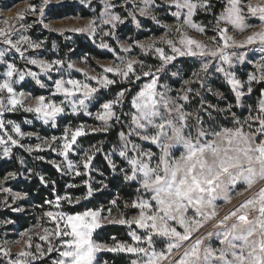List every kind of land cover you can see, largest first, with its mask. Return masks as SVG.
<instances>
[{"label":"snow or ice","instance_id":"6c2138e0","mask_svg":"<svg viewBox=\"0 0 264 264\" xmlns=\"http://www.w3.org/2000/svg\"><path fill=\"white\" fill-rule=\"evenodd\" d=\"M49 2L50 0H42L39 6L31 3L28 5V10L38 14L39 23L45 29L49 28L43 20L45 6ZM117 7L114 0H103L99 17L90 19L82 27L58 31L94 35L99 26H110L109 31L103 32V36H114L117 25L125 23L129 18L137 28L141 26L138 16L151 18L160 24L155 13L166 7L176 24L165 25L166 35L161 36L159 41L137 45L145 52L158 55L160 66L153 71L152 66L145 65L142 60L118 57L119 64L102 65V75L86 76L85 81L71 77L65 79L60 75L52 84L50 96H36L34 105L26 104L31 94L18 92L16 86L26 77H31L40 87L46 88L40 74L52 80L50 73L53 70L63 72L64 61L26 57L25 53L29 48L39 49L43 41L33 42L29 36L20 35L14 42L11 37L18 30L10 23V19H5L6 27L0 28V38L9 46L8 49L0 50V64H6L5 70L0 73V146H3V156L10 155L11 146L23 147L20 140L24 137L35 135L39 138L37 133L22 132L20 125L14 121H5L3 116L6 112L22 110L32 113L45 125L51 124V127L57 128L58 117L67 110L73 115L83 112L92 116L89 106L99 103V109L94 114L95 120L100 122L99 126L87 127L80 124L72 128L70 124L66 125L62 136L45 138L34 148L29 146L27 151H43L46 145L47 150L56 152L66 162V168H62L55 161H49L57 171L75 176L88 175L92 171L94 157L101 149L95 145L90 146L89 150H84L78 163L70 160L69 155L77 150L78 138L89 133H107L115 121L126 127L127 132L119 133V149L114 146L105 154V160L113 173L118 172L125 182L137 183V192H143L130 205H124L125 209L138 210L136 216L129 218L121 211L118 218L109 219L103 214V206L74 214L61 210L62 202L79 204L82 199L93 196L95 189L89 181H84L86 194L75 199L67 192L60 195L53 187L55 200H45L44 203L55 205L56 210L43 213L36 225L42 228L43 234L36 235L40 241L47 243V253H59V258L53 264H97V254L103 251L136 255L137 258L131 260L130 264H264V89L260 90L255 107L247 106L246 117L241 119L232 111L233 107H243V100L254 91L253 83H264V57L257 63L256 72L249 73L247 81H242L233 70V61L245 62V53L234 51L232 55L227 54L229 48L242 49L257 44L264 52V27L239 42L233 35L227 34L230 28L243 32L252 27L247 23L250 17L258 18L264 26V3L227 0L224 11L215 17L213 31L216 35L209 38V43L215 47H209L184 31L187 28L202 35L207 33V27L198 25L194 17L200 10L212 12L210 0H160L159 3L157 0H122L119 7L127 13L124 18L115 11ZM15 19L23 20L24 13ZM222 23L225 27H220ZM25 28L24 24L19 25V31ZM173 30L178 39L169 38ZM157 43L167 45L172 54H167L165 47L156 46ZM99 46L109 48L107 43ZM131 48L132 45H129L123 51L128 52ZM10 50H15L27 64L37 66L39 73L27 68L20 69L14 62L7 61L6 52ZM180 56L200 58L201 63L192 77L183 80L180 89L174 90L167 83H160L163 78L161 74ZM212 66H215L216 73L222 74L230 86L235 97L234 105L221 108L219 104L206 99L207 94L214 95L219 101L225 98L222 92L213 89L207 79ZM73 67V64H67L68 69ZM108 74L119 77L128 84H136L142 77L148 78V82L132 97L130 112L123 111L130 88H121L114 98L100 103L98 93L118 83L117 79H110ZM172 76H179V73L173 72ZM92 81H96L99 87L93 86ZM194 84L199 87L193 88ZM173 91L176 92L175 96L172 95ZM58 95L63 96L59 102L55 100ZM196 99L199 104L195 109H190L189 105ZM118 107L121 109L119 113L116 111ZM229 112L232 113V126L225 127L218 122V117ZM122 117L129 118L127 123ZM25 123L31 124L32 121L26 120ZM9 126L11 132L7 130ZM13 134L19 139L14 138ZM137 141L156 145L159 155L150 149L145 150ZM179 149H182L180 155H174V151ZM117 154L127 167L118 168L112 159ZM38 158L44 159L42 156ZM81 167L83 172L80 171ZM29 173L31 174V170ZM16 175L9 173L0 180V185ZM40 180L47 185L44 176H40ZM52 183L55 185L54 181ZM240 184L245 186L244 190L235 192ZM66 187L71 189L78 186L69 184ZM234 192L240 196H245L248 192L252 195L233 205L221 217L217 210L218 202L223 200L230 203ZM0 194L5 195L2 203L6 207L11 206L8 204L9 199L15 202L27 195L3 186H0ZM110 203L116 205L118 201ZM12 210L23 211L16 207ZM111 212L109 207V216ZM46 223L53 226H44ZM106 223L129 227L135 224L137 230L143 231L140 234L137 230L129 232L133 243L121 242L112 237L116 243L109 245L94 239L96 231ZM208 224H212V229L201 235V230ZM30 231L31 229L21 233V237L27 239L25 246L15 254L14 261L11 260V252L0 245V253L9 258V264H36L47 254L39 243L35 245V252L31 250L33 237L28 235ZM157 238L164 242L159 249L156 247Z\"/></svg>","mask_w":264,"mask_h":264},{"label":"rangeland","instance_id":"374dc122","mask_svg":"<svg viewBox=\"0 0 264 264\" xmlns=\"http://www.w3.org/2000/svg\"><path fill=\"white\" fill-rule=\"evenodd\" d=\"M213 1L214 0H210L211 5L213 4L212 3ZM41 2L42 0H0V28L6 27V25L4 24L5 19H10V23H12L18 30L17 33L11 37L14 42L15 40L19 39L20 35L29 36L33 42L43 41V44L39 49L29 48L28 51L25 53L26 57L36 58L46 61H53L56 59H60L64 61V64L62 65V68L64 69L63 72L57 73L55 70H53L50 73L52 76V80H48L46 75L40 74V79L44 84L47 85L46 88L40 87V85L36 84L35 80H33L31 77H26L24 81L20 82L16 86V90L18 92L31 94V97L26 101L27 105H34L36 96L43 95L45 97H49L52 84L55 79L60 78V75H63L65 79L71 77L74 79L85 81L86 76L102 75L103 74L101 68L102 65L109 66V65L119 64L120 60L118 59V57L125 60L126 59L142 60L144 61L145 65H151L152 70L155 71V69L159 67L161 64L158 55L150 51L145 52L137 45L139 43L149 44L153 41H159V38L161 36L166 35L165 25L176 24L175 18H173L170 15L169 10L165 7L157 10L155 13L157 17L160 19V24L155 23L151 18L138 16L141 26L137 28L136 25L129 18L126 20L125 23L117 25V28L114 31V36H109V37L103 36V32L109 31L110 26H99L97 33H95L94 35H89L88 33H74L71 31L60 32L58 31L59 29L82 27L86 25L90 19L99 17L103 7V0H50V2L45 6V14L43 17L44 23H47L49 25L48 29H45L43 24L39 23L40 17L38 16V14H33L30 10H28V5L30 3L39 6ZM114 2L117 3L118 5L115 11L118 12L122 18H124L127 15V13L123 8L119 7V4L122 3V0H114ZM157 2L159 3L160 0H157ZM246 2L256 4V3H264V0H246ZM226 4H227V0H224L223 9L219 11L217 15L213 16V18H211V16L209 15L210 13L204 12L203 10L197 12V14L194 17V21L198 25L207 27L208 31L206 34L202 35L199 32L192 31L187 28H184V31L188 32V34L193 36L194 38L208 44L209 47H215L214 44L209 43V38L216 35V33L213 31V29L215 28V17L219 16L224 11ZM58 9L62 10V12L60 13L62 14V16H59L57 14L60 12ZM172 10L175 11L174 8ZM21 13H24V19L16 20L15 18L18 17ZM247 23L252 25V27H249L246 31L237 32L234 29L230 28L227 34L233 35L236 41L239 42L242 41L247 35L251 34L254 31H259L262 29V27H264L262 26L261 21L258 18L250 17ZM20 24H24L26 26L25 30L19 31ZM27 25H31V27H27ZM220 27H225V25L222 23ZM77 37L82 38V40H87L88 42H90L92 46L97 48L100 52L108 54V58L99 59L92 57L88 53H81L77 49V44H76ZM169 38L178 39L174 30ZM101 43H107L109 45V48L107 49L101 48L99 46ZM129 45H132V48L128 52H124L123 48H126ZM156 46L165 47L167 50V54H172L171 50L167 48V45L157 43ZM8 47H9L8 45H5L3 43V38H0V50L8 49ZM234 51L237 53L243 51L245 53L246 56L245 62L242 63L234 60L233 70L236 72L237 78H239L242 81H247V77L249 73L256 72V65L261 60V58L264 57V52L260 50V46L258 44L249 45L242 49L229 48L227 49V54L232 55ZM181 58L187 59V61L190 62L189 64L192 66L190 68V73L187 77H185L184 74L185 69L181 66V64L178 63V60ZM6 60L9 62H14L17 65V67L20 69L27 68L39 73V68L37 66L27 64L26 60L22 59L20 55L15 52V50H10L6 52ZM68 63L73 64L74 67L72 69H68L67 68ZM200 63H201L200 58H193L188 56L177 57L174 61L170 63L169 66H167V71L161 74L163 78L160 80V83L161 84L167 83L172 89L178 90L181 87L182 81L191 78L193 72L197 71L200 68ZM225 67H227V65H225ZM5 68H6V64H0V73H2L5 70ZM173 72H178L179 76H175V77L172 76ZM256 74L258 75L259 73L257 72ZM108 76L110 79L111 78L117 79L118 83L110 86L109 89L101 90L98 93V96L100 97V103H103L104 100L114 98L116 93L119 92L121 88H126V89L130 88L131 92L130 94L126 95L125 103L123 105V111L130 112L132 97L136 94L137 91H139L140 87L143 84L148 82V78L142 77V79L138 81L136 84H128L125 83L123 80H121L119 77H113L112 74H108ZM207 79L210 81V83L211 80H218L227 84L223 75L220 73H216L215 66H212L210 68ZM172 80L177 81V85L172 84L171 83ZM91 83L93 86L99 87L96 81H92ZM260 84H264V83H260ZM260 84L253 83L252 85L253 89H255ZM192 87L197 88L199 87V85L194 84ZM228 87L230 88L229 85ZM213 89L215 91H219L218 89L215 88ZM245 91H246V86H245ZM172 95L175 96L176 92L173 91ZM207 95H212V94H207ZM251 95L247 96L243 100V107H236L238 111L232 110L241 119H243L248 115L247 106L252 104L250 103V100H248L247 98L250 97ZM212 96L217 101L215 103L213 102V104H219L218 102H222V105H219V107L221 108H226L230 104L227 98L225 97V95L223 101L217 100V98L214 95ZM258 97L259 96L255 97V104L257 102ZM62 99H63L62 95H58L55 97V100L57 102H59ZM207 100L211 102L209 99ZM198 104H199V100L196 99L193 103L189 105V108L195 109ZM234 104H235V97H234L233 105ZM255 104L254 106L253 105L252 106L255 107ZM98 109H99V103L89 106V110L93 113L92 116L86 115L83 112L73 115L71 114L70 110H67L62 116L58 117L57 128L51 127V124L45 125L42 121L37 120L34 114L24 112L22 110H16L11 113L6 112L4 114L3 119L5 121H9V120L14 121L20 125L22 132L37 133L39 138H37V136L35 135L31 137H27V136L24 137L23 139L20 140V144H22L23 147L19 145L11 146L12 151L8 157L3 156V146H0V162L13 160L16 164L14 169L6 172L2 177H0V180H3V177L8 175L9 173L17 174L14 178H10L5 184L0 186L8 187L13 192L26 193L21 189H17L18 182L20 180H26L28 182L30 180L35 179L37 180L38 185L44 187L46 190L43 200L40 203L36 204L35 202H33L32 198H30L29 195L26 193L27 195L21 200H17L13 202L12 200L9 199L8 204L11 205L10 207H6L2 203V201H4L5 199V195L0 194V221H11V223H0V245H3L7 250L11 252L12 261L16 259L15 254L18 253L21 250V248L25 246V240L27 239V237L22 238L21 233L29 229H31V231L28 233V235L33 237L31 250L35 252V245L39 243L42 244L44 251L47 253V243L40 241L38 235H36V233L43 234L42 228L36 227V225L38 223L39 218L43 217V213L45 211L56 210L55 205L49 206L44 203L45 200H53V201L55 200L53 187H55L56 192L59 193L60 195H63L67 192L73 197V199H75L76 197L84 196L86 194L87 187L84 184V181H89L93 185V188L95 189L94 194L92 197H89L86 200L82 199L80 203L87 202L89 199L93 198L94 195L107 190V187H104V185H107L106 182L107 175L100 170L97 156L100 155V158L103 159V161L109 167L107 161L105 160V154L110 152L114 146L117 148V150L119 149L121 145L119 133L121 131L127 132V128L122 127L121 124H118L115 121L112 122L114 126L107 133L98 132V133L88 134V135L98 134L101 136L98 139V141L94 143H85L81 140V138L83 137L78 138L77 150L73 153H70L69 159L72 160L73 162L78 163L80 161L81 156L84 154V150H89L90 146L95 145L97 148L101 149V151L96 153L92 163V171L88 175L75 176L72 173L62 174L60 171H57L56 167H54L52 163H49V161H55V163L61 165L62 168H66V162L64 158L58 155L56 152L47 150L46 145L44 146L45 150L43 151H36V150L32 152L27 151V148L29 146H32L34 148L36 144L41 143L42 140L45 138L50 139L52 136H57V137L62 136L66 125L70 124L72 128H75L80 124H85L87 127L99 126L100 122L95 120V115H94ZM243 109L245 111L241 113ZM116 111L117 113H119L121 109L118 107ZM231 116H232L231 112L227 114H221L218 117V122L223 123V121L225 122V120L229 121V119H231ZM128 119L129 118L127 117H122V120L125 123H127ZM26 120H31L32 123L31 124L25 123ZM223 126L231 127L232 121L230 120L229 122H227L226 125L223 124ZM115 129L117 130L115 138L113 140L112 139L108 140L109 139V137L107 136L108 133L111 130H115ZM7 130L11 132V127L9 126ZM13 136L14 138L19 139V137H16L15 134H13ZM101 141L103 143H101ZM137 142L141 143L145 150L150 149L151 151L159 155V149L157 148L156 145H153L150 142H145V141H137ZM105 146H107V148H105ZM180 151H182V149L175 150L174 155L179 156ZM89 154H91V151L89 152ZM41 156L44 157L43 160L38 158ZM112 159L118 165V168L127 167L126 163L123 161L121 157H119L118 154L114 155ZM21 161L23 163H21ZM43 164H48L53 167V169L57 173L56 176L57 181L51 179L43 171L42 169ZM109 169L111 175L121 176L123 179V176L118 174V172L113 173L110 167ZM29 170H31V174L29 173ZM80 171L83 172L84 169L81 167ZM40 176H44L46 178L48 182L47 185L41 183ZM53 181L55 182V185H53L52 183ZM61 182L63 183L62 188H60L59 186V183ZM69 184H75L78 187L69 189L66 187ZM138 187L139 185L137 184V188ZM244 187L245 186L243 184H240L236 188L235 192L243 191ZM80 188L82 189V192L79 194H75L74 191ZM137 188H136V194L130 201L122 200V202L119 203V201L117 200L118 199L117 196H114L108 199L106 203H100L95 208H84L77 212H83L87 209H100L101 206H103V214L104 216H107L109 219H112L113 217L118 218L121 211L125 212L129 218L134 217L138 214V210L131 208L125 209L124 205L125 203L130 205L133 200H136L139 196L143 195L142 191L137 192ZM235 192L232 195L230 203H225L223 200L218 202L217 210L221 217L230 208H232L233 205H236L246 196L252 195L251 192H248L245 193V196H240V195H236ZM113 200H117L118 203L116 205H112L110 202ZM76 205L78 204L73 203L69 205L66 202H62L61 210L74 214L77 212H71L70 208ZM13 207L21 208L23 209V211H13L12 210ZM109 207H111L112 209L111 216H109L108 213ZM9 214L21 215L24 218H28L25 221L27 225L22 227L20 224L14 221ZM109 225L123 226L125 229L124 235H122L121 237L111 236L107 241L98 240L96 238V234L100 230L98 229L94 234V239L96 241L101 243H107L109 245H114L116 243V240L121 242L133 243L128 234L130 231L137 230L135 224H133L131 227L127 225H120L115 223L105 224V226H109ZM44 226L51 228L53 225L46 223ZM211 229H212V224H208L206 227H204L201 230L200 234L203 235L204 233L210 231ZM137 231L138 234H140L142 233L143 230H137ZM112 237H115L116 240H113ZM163 243L164 242L162 240L157 238L156 247L158 249L163 247ZM103 253H110L115 255L125 254L130 257L129 262L127 264H130L131 260L137 258L136 255L134 254L122 253V252L113 253L109 251H103L97 254V264H106V257L102 256ZM58 258H59L58 252L47 253L40 261L36 262V264H53V261ZM0 264H9V258L5 257L2 253H0Z\"/></svg>","mask_w":264,"mask_h":264},{"label":"trees","instance_id":"16d2710c","mask_svg":"<svg viewBox=\"0 0 264 264\" xmlns=\"http://www.w3.org/2000/svg\"><path fill=\"white\" fill-rule=\"evenodd\" d=\"M212 12L209 14L211 16V18H213V16L217 15L219 13V11H221L224 7V0H214L212 2ZM59 10V9H58ZM60 12L57 13L59 16H62V14H60L62 12V10H59ZM71 13V12H69ZM64 15V14H63ZM76 44H77V49L81 52V53H88L90 54L92 57L94 58H99V59H105L108 58V54L100 52L97 48H95L94 46H92L90 44V42H88L87 40H82V38H76ZM178 63L181 64V66L185 69L184 74L185 77H187L190 73V68L192 67L187 61V59L181 58L178 60ZM194 65V62H193ZM174 85H177V81L172 80L171 82ZM212 86L215 89H218L219 91H221L222 93H224L225 97L227 98V100L229 101L230 104L234 103V97L233 94L230 90V88L228 87L227 84H225L222 81H218V80H211ZM264 89V84H260L259 86H257L252 95L250 97H248L247 99L250 100V103L254 106L255 104V97L259 96L260 90ZM207 99H209L212 103L217 102L216 99L212 96V95H207L206 96ZM219 105H222V102H218ZM234 111H238L236 107H233ZM245 110L243 109L241 111V113H243ZM239 113V112H238ZM240 114V113H239ZM231 119H229L230 121ZM221 121V120H220ZM223 121V124L226 125L227 122ZM117 133V130H111L108 133V140H113L115 138V135ZM101 136L98 134H91L88 136H85L83 138H81V140L85 143H94L96 141H98V139ZM105 148H107V146H105ZM97 160L99 162V168L100 170L107 175V190L104 192H101L99 194L94 195L93 198L89 199L87 202H82L76 206H73L70 208L71 212H77L80 211L84 208H95L97 207L100 203H106V201L114 196H117V200L120 202H122V200L125 201H130L134 195L136 194V188H137V184L134 182H125L121 176H116V175H111L110 169L107 166V164L103 161V159L100 158V155L97 156ZM16 166L15 162L13 160L11 161H1L0 162V177H2L6 172H8L9 170L14 169V167ZM42 169L43 171L51 178L54 179L55 181H57V173L56 171L53 169L52 166L48 165V164H43L42 165ZM60 188H62L63 183H59ZM17 189H21L23 191H25L30 198H32L33 202L40 203L43 200L44 194L46 192L45 188L42 186L38 185L37 180L33 179L30 181H26V180H20L17 184ZM74 191V190H73ZM75 194H79L82 192V189H77L74 191ZM105 197V198H104ZM10 217L16 221L18 224H20L22 227L26 226L27 223L25 222L28 218H24L21 215H16V214H9ZM124 227L123 226H117V225H109V226H105L104 228L100 229L99 232L96 234V238L98 240H103V241H107L111 236H117V237H121L122 235H124ZM103 257H106V264H127L129 262L130 257L125 255V254H110V253H103L102 254Z\"/></svg>","mask_w":264,"mask_h":264}]
</instances>
